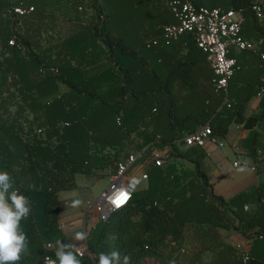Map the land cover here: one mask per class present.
<instances>
[{"label": "trees", "instance_id": "trees-1", "mask_svg": "<svg viewBox=\"0 0 264 264\" xmlns=\"http://www.w3.org/2000/svg\"><path fill=\"white\" fill-rule=\"evenodd\" d=\"M105 1L0 0V172L10 175V191L29 200V213L20 221L27 249L15 264H45L47 253L55 260L57 242L71 245L80 264H99L100 255L112 251L120 253V264L125 256L130 264H148L150 258L168 264L163 252L173 242L180 254L171 264H264V182L225 198L212 190L205 145L177 148L184 134L205 123L219 139L235 122L249 129L245 149L256 159L257 152L264 151L263 99L258 113L244 112L262 77L254 83L234 72L225 102L213 89L210 68L202 99L177 107L175 82L188 84L194 95L198 56L205 60L206 54L191 34L162 45L187 48L170 66L167 57L157 53L163 41L147 45L163 25L174 21L171 0H138L141 6L122 16L117 11L113 19ZM255 1L260 2L194 0L197 6L241 9L242 35L258 42L264 38V26L251 8ZM17 4L35 10L13 19L10 7ZM57 14L77 29L57 33ZM106 59L111 64L102 66ZM131 136L141 139V148L148 147L127 172L153 150L169 148L172 161L163 159L158 166L152 159L143 165L146 187L86 229V251L79 255V243L61 228L59 193L74 187L77 173L105 174L111 160L116 161L115 173ZM219 230L251 239L247 262ZM48 243L54 245L49 251ZM205 253L211 254L209 259Z\"/></svg>", "mask_w": 264, "mask_h": 264}, {"label": "built area", "instance_id": "built-area-1", "mask_svg": "<svg viewBox=\"0 0 264 264\" xmlns=\"http://www.w3.org/2000/svg\"><path fill=\"white\" fill-rule=\"evenodd\" d=\"M169 7L174 16V21L163 25L161 33L149 39L147 45L154 46L160 41L170 44L179 41L185 34H191L197 46L206 54V59L213 71L211 79L213 89L216 93L223 94L225 102H228L229 80L237 68V60L230 55L231 50L257 53L264 69V52L259 51L258 45L252 40L245 38L241 33L244 21L241 9L197 6L194 0H171ZM251 8L260 21L264 19L261 2L255 1ZM34 10L35 7L33 5L17 4L10 7L13 19L28 16ZM14 43L15 38H11L9 44L13 45ZM53 71L56 70L53 69ZM257 95L264 96V74ZM181 141L187 147H202L207 141H211L220 147L223 146L222 141L212 135V128L209 123H205L184 134ZM147 147L141 148L137 153L130 154L125 160H121L117 164V170L111 176L110 185L97 199L101 218H105L111 211L120 209L130 202L132 193L136 189L130 192L129 184L134 179L139 181V183L147 181L148 177L145 173L138 177H129L128 181L124 180L129 167L145 152ZM152 157L156 165H162L163 158L161 155L153 154ZM256 160L257 162L264 161V151L259 150L257 152ZM241 164L245 163L239 160L234 162V166ZM252 169H256V164L252 165ZM124 194L127 195V200L120 203ZM251 245V239L245 237L233 245L243 262H247L250 258ZM53 248L54 245L51 243L46 245L47 251ZM85 251L86 234L84 233L80 244L77 245L76 252L82 255ZM46 257H49V253L46 254Z\"/></svg>", "mask_w": 264, "mask_h": 264}, {"label": "crops", "instance_id": "crops-1", "mask_svg": "<svg viewBox=\"0 0 264 264\" xmlns=\"http://www.w3.org/2000/svg\"><path fill=\"white\" fill-rule=\"evenodd\" d=\"M260 2H263L264 4V0H260ZM261 25L264 26V21L262 22V20L260 21ZM258 45V49L261 52H264V38H261L260 41L255 42ZM161 47L159 48V50L157 51L158 54L163 55L166 58V61L168 62V65L172 64L175 60V57L178 56H184L185 53L187 52V48L185 45L180 46V44H173V45H168V46H162L164 45V42H160ZM0 50H1V45H0ZM195 52H193L194 54ZM230 53H234L236 54L235 58L237 60V68L235 70V75L236 74H241L243 77H245L246 79L251 80L254 83H259L261 80V75H263V67L261 65V61L259 58V55L257 53H253L250 51H234L231 50ZM198 65H196L195 67V79L197 82V86L195 87V90L197 91L194 95L192 89L190 88V86L188 84H186L185 82H183L182 80H178L175 82V87H174V92L176 94V98L178 99L177 102V107H182V106H191L193 105L191 102L194 103H198L201 99L203 94L207 93L208 90V85H209V78L207 76V72H210V65H208L206 63V59L204 60L202 58V55L198 56ZM166 62V63H167ZM169 65V66H170ZM96 71V70H94ZM211 75L213 76V71L211 73ZM212 79V78H211ZM262 99L264 101V98H262V96H258L257 94L252 96V98H250V100L248 101V103L246 104V109H245V116H250L252 114L258 113L260 111L261 105H262ZM196 101V102H195ZM187 102L186 105H184ZM183 114H181L182 116ZM258 127L255 126L254 129H257ZM249 133V129H246L242 126V124H238L235 122H232L229 126V130L228 133L226 135L225 138H219L220 141H222L223 143V148L226 145H229V147L234 151L235 154H239L241 156H244L245 159L247 160L246 163H249L251 165L250 169L253 172L254 175H252V173L245 175L246 173H244L242 176H239L237 178H235L239 183H237L238 185H244L241 190L235 192L234 194L245 190L247 188H250L251 186L260 184L262 182H264V161L261 162H257L256 159L251 158L248 155L247 150L245 149V138L247 137ZM222 147L218 146L217 144L211 142V141H207V143L205 144V149L208 152L209 156H210V160H211V164H212V168H217L218 165H220L223 162V159L226 157L225 151H223ZM242 161L243 163H245L242 159H239L238 157L233 161V165L235 161ZM256 164V169L253 170L252 169V165ZM215 166V167H214ZM209 171V181L212 184V190L215 194L218 195H222L225 198H229L231 196H233L234 194H232L231 196H225L222 193H217L215 191V187H214V182L213 181H218L220 178L219 176L217 177V180H214V178H211V174L212 171ZM213 180V181H212ZM243 183V184H242ZM246 183V184H245ZM100 196V195H99ZM98 198V197H97ZM84 213H86V211H84ZM88 219V228L93 227L96 222L100 219V211L98 209V211H96L95 209L93 211H91V215L89 216ZM81 220V218L77 217L76 211L73 210H68L64 213L61 212L60 214V224H61V228L62 230L67 234L68 237H72L75 238V242L76 244L80 243L82 236L80 233V223L79 221ZM219 232V231H218ZM228 233H231V231H227ZM221 234V233H219ZM235 235H237L235 237V241L234 242H228L226 240V238L224 237V235L222 234V239L232 245H234L235 242L240 241L244 238V236H242L239 233H236ZM183 247L186 248L188 246V239H184L182 241ZM181 251H184V249H182ZM164 257H165V261H167L168 264H171L173 258L175 256H178L180 254V252L177 249V246H175V243L173 242L170 246V248L165 249V251L163 252ZM211 254L210 253H205L204 257L205 258H210ZM148 264H161V262L155 258H150L148 260Z\"/></svg>", "mask_w": 264, "mask_h": 264}, {"label": "rangeland", "instance_id": "rangeland-1", "mask_svg": "<svg viewBox=\"0 0 264 264\" xmlns=\"http://www.w3.org/2000/svg\"><path fill=\"white\" fill-rule=\"evenodd\" d=\"M138 0H106V8L107 10L112 14L111 18L115 17V13L118 11L120 16L121 14L127 12L131 13L133 12L135 6H141L140 3L137 2ZM137 9V8H135ZM55 17V29L57 33L66 35L73 30L77 29L76 27H73V22H70L68 18L62 16V15H56ZM77 25V24H74ZM111 64L110 59H106L102 66H106ZM133 100L132 98H128L126 101V104L130 106L132 104ZM141 139L138 137L131 136V138L127 141L125 148L123 151L119 154V160H125L127 156H129L132 153H137L142 145H141ZM207 143V142H206ZM177 148L179 150L184 151L187 149V146H185L182 143L177 142ZM223 151H225L226 157L223 159V162L217 166V168H212V174L211 178L214 180H217L216 176H219L218 181L214 182L215 191L217 193H222L225 196H231L235 192L241 190L244 188V185H238L239 183L235 178L242 176L244 173L245 175H248L250 173L253 174L250 167L251 165L249 163H246L247 160L244 156H241L239 154H235L234 151L229 147V145L222 147ZM153 154H158L163 157L165 160V163L167 161H172L170 158L168 159V155L170 154L169 148L166 149L163 152H159L156 150L151 151L150 156L142 158L134 167H132L125 175L124 180L128 181L129 177H138L141 175L143 170V165L147 164L148 162H151L153 157ZM242 159L245 164H241L239 166H234L233 161L236 158ZM178 162V161H177ZM179 162H183L180 161ZM116 165L115 160H111V163L109 166H107L106 170H104L105 174L98 175V174H83V173H77L75 174L73 178V182H70L74 185L73 188L68 190H63L59 193V198L62 201V208L61 212L64 213L66 211L73 210L76 211L77 217L81 218L79 221L80 223V233L81 236L85 233L86 229L88 228V215H91V211L94 209L98 211L99 206L97 204V199L99 198V195L107 189V187L111 183V176L114 174L113 167ZM215 167V166H214ZM243 184V183H242ZM246 184V183H245ZM147 185L146 182L138 183L136 185V190L145 188ZM98 197V198H97ZM86 211V213H84ZM101 218V217H100ZM220 235H224L226 240L228 242H234L236 231H231V233H228L226 231L219 230ZM83 238V236H82Z\"/></svg>", "mask_w": 264, "mask_h": 264}, {"label": "clouds", "instance_id": "clouds-1", "mask_svg": "<svg viewBox=\"0 0 264 264\" xmlns=\"http://www.w3.org/2000/svg\"><path fill=\"white\" fill-rule=\"evenodd\" d=\"M139 183L133 180L129 184V191H134ZM12 189V180L7 172H0V264H15L26 251V236L20 230V221L29 213V200L22 194ZM56 251V259L45 258V264H80L73 251L69 250L71 245L60 242ZM120 253L112 251L110 255L101 254L99 264H120ZM123 264H130V258L125 256Z\"/></svg>", "mask_w": 264, "mask_h": 264}, {"label": "snow or ice", "instance_id": "snow-or-ice-1", "mask_svg": "<svg viewBox=\"0 0 264 264\" xmlns=\"http://www.w3.org/2000/svg\"><path fill=\"white\" fill-rule=\"evenodd\" d=\"M125 200H127V195L126 194L123 195V199L120 201V203H123Z\"/></svg>", "mask_w": 264, "mask_h": 264}, {"label": "water", "instance_id": "water-1", "mask_svg": "<svg viewBox=\"0 0 264 264\" xmlns=\"http://www.w3.org/2000/svg\"><path fill=\"white\" fill-rule=\"evenodd\" d=\"M80 244V243H79Z\"/></svg>", "mask_w": 264, "mask_h": 264}]
</instances>
